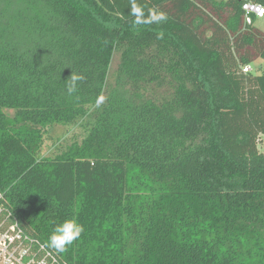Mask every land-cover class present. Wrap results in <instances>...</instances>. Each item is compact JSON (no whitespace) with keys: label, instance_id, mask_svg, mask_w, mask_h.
<instances>
[{"label":"trees","instance_id":"trees-1","mask_svg":"<svg viewBox=\"0 0 264 264\" xmlns=\"http://www.w3.org/2000/svg\"><path fill=\"white\" fill-rule=\"evenodd\" d=\"M248 1L0 0V192L26 233L67 264H264Z\"/></svg>","mask_w":264,"mask_h":264},{"label":"built area","instance_id":"built-area-1","mask_svg":"<svg viewBox=\"0 0 264 264\" xmlns=\"http://www.w3.org/2000/svg\"><path fill=\"white\" fill-rule=\"evenodd\" d=\"M241 10L248 25L252 24V18L255 20L264 18V6L257 2H244ZM250 71L251 66L243 69L244 73ZM0 264H67L56 252L23 230L2 192H0Z\"/></svg>","mask_w":264,"mask_h":264},{"label":"rangeland","instance_id":"rangeland-1","mask_svg":"<svg viewBox=\"0 0 264 264\" xmlns=\"http://www.w3.org/2000/svg\"><path fill=\"white\" fill-rule=\"evenodd\" d=\"M254 27L264 33V18L258 19L254 23ZM119 61V54H116L113 57L111 71H113ZM261 61L257 60L253 64V68L260 64ZM165 91L166 87H161L159 89ZM9 116H12V111H6ZM81 125V122L77 124L69 125H51L45 129L44 142L40 150V156L42 157H55L56 155L63 152L69 145L74 142H80L86 135L84 128ZM258 150L264 153V135L259 137L257 143Z\"/></svg>","mask_w":264,"mask_h":264},{"label":"bare ground","instance_id":"bare-ground-1","mask_svg":"<svg viewBox=\"0 0 264 264\" xmlns=\"http://www.w3.org/2000/svg\"><path fill=\"white\" fill-rule=\"evenodd\" d=\"M252 71V70H251Z\"/></svg>","mask_w":264,"mask_h":264}]
</instances>
